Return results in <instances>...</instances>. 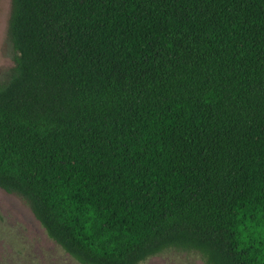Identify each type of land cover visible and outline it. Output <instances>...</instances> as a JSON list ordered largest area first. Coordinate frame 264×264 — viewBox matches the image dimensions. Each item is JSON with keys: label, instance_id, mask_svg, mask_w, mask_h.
Returning <instances> with one entry per match:
<instances>
[{"label": "trees", "instance_id": "trees-1", "mask_svg": "<svg viewBox=\"0 0 264 264\" xmlns=\"http://www.w3.org/2000/svg\"><path fill=\"white\" fill-rule=\"evenodd\" d=\"M11 1L0 187L82 264H264V0Z\"/></svg>", "mask_w": 264, "mask_h": 264}, {"label": "rangeland", "instance_id": "rangeland-1", "mask_svg": "<svg viewBox=\"0 0 264 264\" xmlns=\"http://www.w3.org/2000/svg\"><path fill=\"white\" fill-rule=\"evenodd\" d=\"M11 0H0V81L16 64L10 37ZM0 264H82L51 239L19 195L0 187ZM139 264H205L194 250L170 248Z\"/></svg>", "mask_w": 264, "mask_h": 264}]
</instances>
